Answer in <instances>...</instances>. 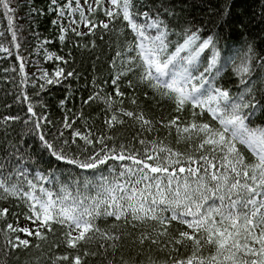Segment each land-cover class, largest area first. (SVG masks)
<instances>
[{
  "label": "snow or ice",
  "instance_id": "obj_1",
  "mask_svg": "<svg viewBox=\"0 0 264 264\" xmlns=\"http://www.w3.org/2000/svg\"><path fill=\"white\" fill-rule=\"evenodd\" d=\"M21 7L20 0H0L12 41V17ZM52 10L59 17L78 13L77 37L122 22L125 44L110 58L109 78H94L82 100V107L102 105L103 130L81 112L65 114L61 127L46 133L52 121L31 103L26 118L0 116V264H11L19 250L39 249L49 235L48 264H264V79L258 87L254 71L264 69V54L250 43L221 64L218 38L191 26L177 31L167 0H67ZM206 50L211 55L202 60ZM228 63L235 91L218 82ZM70 77L78 78L64 67L51 78L43 73L49 85ZM28 99L25 93L22 102ZM162 103L171 106L167 117L146 114V106ZM21 120L55 161L91 170L92 178L31 171L29 151L12 136ZM129 122L136 129L131 145L113 134ZM161 131L174 137L175 148Z\"/></svg>",
  "mask_w": 264,
  "mask_h": 264
},
{
  "label": "trees",
  "instance_id": "obj_2",
  "mask_svg": "<svg viewBox=\"0 0 264 264\" xmlns=\"http://www.w3.org/2000/svg\"><path fill=\"white\" fill-rule=\"evenodd\" d=\"M148 2L157 4L159 0H148ZM167 2L175 7L177 16L171 23L176 26L177 31L180 27L191 26L201 28L205 37L214 35L218 38L221 64L236 57L238 53L242 55L250 43H254L258 53L264 54V0H167ZM20 3L22 7L18 14L12 17L16 28V41L11 40L12 32L8 31L9 17L2 15L3 9L0 8V33L4 34L0 36V48L9 49L8 52L0 51V116L19 114L22 118H26L30 115L27 114V107L31 103L38 114L47 116L52 121V124L43 129L46 133L49 130L55 132L56 128H60L65 114L71 117L73 113L79 116L81 112L89 125L94 124L96 129L103 130L105 126L102 123L104 118L102 105L92 103L91 106L82 107V100L87 99L92 93L94 78L97 80L109 78L110 58L115 55L117 47L122 50L125 44L124 36L119 34L123 23L116 24L115 30L111 32L97 29L95 36L77 37L72 28L65 23L66 19L59 17L57 12L52 10L63 6L64 0H56L55 5L52 0H20ZM99 18L104 17L101 15ZM61 35L64 36V40L60 39ZM101 35L103 39H100ZM128 39H131L130 35ZM172 39L175 40L176 37ZM92 41H95V47H92ZM44 50L51 52L55 57H63L68 64L65 65L63 60H57L55 57L46 59ZM210 55L211 51L206 50L202 54V60L204 56ZM21 58L38 61L49 74V78L57 67H64L65 71L74 69L78 78H61L60 83L51 85L44 79L33 80L24 71H20ZM254 71L257 72L256 84L259 87L261 79H264V69H254ZM218 82L235 91L237 80L232 74L231 63L221 69ZM41 83L45 85L44 90L39 88ZM25 93L29 99L22 102ZM61 101H65L64 105H61ZM170 112L171 106L168 103L146 106V114L153 119L167 117ZM255 122L259 124L260 120L256 119ZM30 128L31 124L25 126L21 120L14 125L12 136L17 142L23 143L25 149L29 151L34 161L28 165L31 171L47 172L54 169L58 175L63 173L62 179L68 176L92 178L91 170L85 172L55 161L43 149L38 136L29 132ZM113 134L131 145L136 129L129 122L122 128L118 127ZM65 135L67 136V131ZM159 138L165 144L176 147L174 137L166 138L163 131L160 132ZM135 146L140 148L138 143ZM180 149L185 150L183 145ZM245 154L251 161L250 154ZM100 175V172L95 173V178L98 179ZM103 175H108L106 168L103 169ZM47 187L51 188L52 185ZM29 239L33 245L38 243L34 237ZM52 239L53 237L49 235L47 242H39V249L31 247L13 253L11 264H48L49 244ZM127 252L128 249H125V255ZM152 254L155 255V250ZM3 258V254L0 253V259Z\"/></svg>",
  "mask_w": 264,
  "mask_h": 264
},
{
  "label": "rangeland",
  "instance_id": "obj_3",
  "mask_svg": "<svg viewBox=\"0 0 264 264\" xmlns=\"http://www.w3.org/2000/svg\"><path fill=\"white\" fill-rule=\"evenodd\" d=\"M67 3V0H64V4ZM81 3L83 4V0H81ZM65 18L66 21L65 23L67 24L68 27L72 28V27H77V30H81L83 28V25L79 24V15L78 13L75 16H68L67 13H65V15L62 17ZM104 19V18H102ZM75 20L76 24L73 25L71 23V21ZM84 31H87V29H83ZM44 57L46 59H51L53 57H55L54 54H52L51 52L44 50ZM21 63L24 64V72L31 76L33 78V80L35 78L38 79H43V73H45V69L43 68L42 65L39 64L38 61H29V59H25V58H21Z\"/></svg>",
  "mask_w": 264,
  "mask_h": 264
}]
</instances>
